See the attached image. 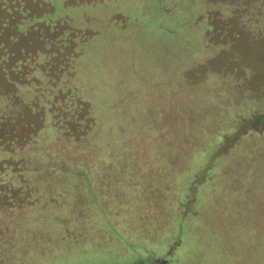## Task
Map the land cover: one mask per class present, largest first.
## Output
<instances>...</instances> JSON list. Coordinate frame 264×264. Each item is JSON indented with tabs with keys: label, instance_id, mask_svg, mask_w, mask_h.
I'll use <instances>...</instances> for the list:
<instances>
[{
	"label": "rangeland",
	"instance_id": "1",
	"mask_svg": "<svg viewBox=\"0 0 264 264\" xmlns=\"http://www.w3.org/2000/svg\"><path fill=\"white\" fill-rule=\"evenodd\" d=\"M5 85L0 264H264V0H0Z\"/></svg>",
	"mask_w": 264,
	"mask_h": 264
},
{
	"label": "trees",
	"instance_id": "2",
	"mask_svg": "<svg viewBox=\"0 0 264 264\" xmlns=\"http://www.w3.org/2000/svg\"><path fill=\"white\" fill-rule=\"evenodd\" d=\"M6 71V70H5ZM7 72V71H6ZM4 75H6V73L4 74ZM5 78L7 77V76H4ZM4 78V79H5ZM6 83H8V82H6ZM7 86L8 85H5L4 86V89H2L1 91H2V93H0V95L1 96H5V99L7 98V94H8V89H7ZM5 106H6V104H5ZM8 107H9V105H8ZM3 109H4V107L2 108H0V115L1 116H4V117H1V118H3V119H1V126H3L4 128H6L7 126H9V123H8V113L7 112H3ZM22 109H24L23 107H21V110ZM0 131H1V129H0ZM10 134H8L7 132L5 133V135L4 134H2V136H1V140L3 141L2 142V145H5V143H7V140L6 139H4L5 137H10L9 136ZM2 137H4V138H2ZM2 145H0V149H1V147H3ZM11 147V146H10ZM13 147V146H12Z\"/></svg>",
	"mask_w": 264,
	"mask_h": 264
},
{
	"label": "water",
	"instance_id": "3",
	"mask_svg": "<svg viewBox=\"0 0 264 264\" xmlns=\"http://www.w3.org/2000/svg\"><path fill=\"white\" fill-rule=\"evenodd\" d=\"M154 264H160V263H154Z\"/></svg>",
	"mask_w": 264,
	"mask_h": 264
}]
</instances>
